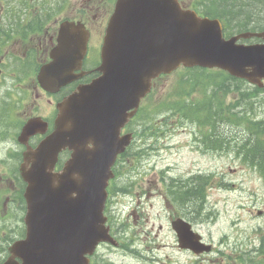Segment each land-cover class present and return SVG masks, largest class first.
<instances>
[{"label":"water","instance_id":"water-1","mask_svg":"<svg viewBox=\"0 0 264 264\" xmlns=\"http://www.w3.org/2000/svg\"><path fill=\"white\" fill-rule=\"evenodd\" d=\"M251 36L227 40L219 20L201 18L178 0H117L96 69L100 75L58 105L53 134L38 152L25 154L27 237L13 248L22 264H88L86 255L100 242L112 241L103 217L111 167L130 142L129 136L120 137L121 129L152 81L181 66H198L260 84L264 45L237 44ZM257 36L264 39V33ZM88 38L80 25L62 24L52 62L39 74L44 88L57 92L76 78L73 72L82 67ZM32 130L28 124L24 133ZM64 149L72 151L71 159L54 173ZM175 224L190 241L185 246H199L200 237L190 233L188 224Z\"/></svg>","mask_w":264,"mask_h":264},{"label":"rangeland","instance_id":"rangeland-1","mask_svg":"<svg viewBox=\"0 0 264 264\" xmlns=\"http://www.w3.org/2000/svg\"><path fill=\"white\" fill-rule=\"evenodd\" d=\"M52 1L50 0L51 5H58L57 0ZM20 2L22 3L23 0ZM11 3V7L17 8L18 11L24 9L17 0ZM40 10L32 13L36 14ZM4 23L7 24L8 20L5 19ZM180 78L184 77L173 75L159 80L152 96L144 101L148 120L158 117L164 134L156 138L154 132L151 131L148 138L144 136L146 140L142 144L148 154H143L141 162H138L136 159L138 156L130 153L131 156H127V166L123 168L125 171H130L139 166L134 172L138 176H133L136 187L126 199L120 198L121 204L118 206V212L124 215L120 222L131 229L133 235L130 239L135 241L134 247L140 252L138 251L137 255L124 254L119 248L115 250L102 245L97 252V258L102 264H173L176 262L190 264L189 256L180 255L175 251L176 241L169 233V214H174L175 211L180 215L195 216L197 219L201 217L204 223L196 224V229L208 238V243H214L218 249H225L227 256L234 258H236L234 254L246 256L249 251L256 254L260 244L264 243V175L259 173L250 162L244 163L243 157H236V144L243 146L247 140L243 138H248L249 132L234 125H227L233 121V115H230L225 122L221 118L222 114L216 115L215 105H211V114L214 118L210 124L218 125L214 131L216 136L209 130L208 111L200 108L202 104L208 108V93L212 92L211 88L206 85L208 81L202 86L200 93L196 86L186 87L181 84L183 91L187 92V89L190 95L183 109L177 111L180 108L173 105L158 116L152 112L160 98L165 99L182 91L178 84ZM199 79L204 80L202 74ZM13 85L14 82L7 78L1 90L4 93ZM231 94L235 93L230 92L229 95ZM200 95H203L202 101L198 99ZM225 96L228 103L230 98ZM6 101L8 106L9 102L7 99ZM194 103L204 113L193 110L190 113L189 107ZM256 107L257 101L247 106L243 104L242 110L247 109L249 115H254L255 121L264 123V103L257 107V111ZM252 108L255 112L251 110ZM24 110L26 109L23 107L18 108L19 113ZM242 110L236 112L241 114ZM223 125L226 128H222ZM17 131L18 129L6 127L0 119V170L3 167L4 170H15V165H7V163L12 162L11 158L17 155H9L12 149H17L14 136ZM7 140L14 145L11 146V150L7 144H4ZM195 140H197L200 151L196 148ZM206 141H208V153L200 148ZM212 141L216 142L219 151L209 148ZM227 145H230L229 152H225V148L229 147ZM229 153H234V157ZM128 174L118 180L119 185L125 186L132 181ZM191 175L200 177H193L194 180L190 184L193 178L188 177ZM208 176L216 179L206 190L208 194L206 201L190 200L188 195L200 181L206 180ZM194 184L196 186H193ZM18 185L15 178L6 179L2 184L6 192L0 195V264L7 257V251L5 253L4 250L8 242L15 240L18 235L20 237L23 231L24 204L20 199V194L14 195L13 193ZM161 189L166 191L163 196H161ZM133 211L138 216L137 221L132 215ZM259 211L262 213L259 214ZM207 214L208 225L205 221ZM138 225L144 226L150 238L146 237L144 231L137 228ZM160 226H163V232L159 229ZM137 236H141V241L147 242L140 246L139 241H136ZM140 247L144 251L141 257L138 256L141 253ZM158 257H161L163 261L157 262L155 259ZM153 260L155 263L152 262ZM245 261L246 264H264V251L257 257H249ZM225 262L235 264L234 260H228L218 253L208 255V264H224ZM98 263L99 260L96 264Z\"/></svg>","mask_w":264,"mask_h":264},{"label":"flooded vegetation","instance_id":"flooded-vegetation-1","mask_svg":"<svg viewBox=\"0 0 264 264\" xmlns=\"http://www.w3.org/2000/svg\"><path fill=\"white\" fill-rule=\"evenodd\" d=\"M17 1L22 6L20 0ZM23 1H30L32 4L28 8L23 6L24 13L20 14L17 8H10L11 0H0V119L6 127L14 129L31 118L45 122V133L30 137V144L36 146L52 132L57 114L56 105L65 96L64 91L60 92V97L54 96L51 91L42 88L38 80L40 69L51 61L60 24L74 21L89 29V62H93L91 55H95L96 59L116 0H57L58 5H52L54 8H50V3L43 0ZM43 6H48L54 13H32ZM43 17L47 20L45 24L41 23ZM5 19L8 20L7 24L4 23ZM94 76L95 73H89L66 89L73 90L79 84L90 82ZM7 78L14 85L3 93L1 87ZM19 107L26 110L19 113Z\"/></svg>","mask_w":264,"mask_h":264},{"label":"trees","instance_id":"trees-1","mask_svg":"<svg viewBox=\"0 0 264 264\" xmlns=\"http://www.w3.org/2000/svg\"><path fill=\"white\" fill-rule=\"evenodd\" d=\"M199 6H202L201 12L210 17H218L224 19L228 24L227 28L229 32H232L234 28H242L246 29L247 25L250 24L252 21H256L258 24L264 23V0H200L198 3ZM232 23H234L236 26H232ZM187 73V74H186ZM186 73H183L182 77H184L182 80L178 81L179 88L182 89L185 85L186 87L194 86L196 82H199V78L201 76L199 69H188L186 70ZM229 79V76L227 74L220 73L218 75H214V72L208 71V83H216L221 84L219 87L222 86L226 81ZM225 81V82H224ZM181 84L183 86H181ZM240 88H238L239 90ZM187 92H184L183 89L181 92L176 93L174 96L170 95L166 97L165 99H162L158 102L157 105L154 106L152 112L153 113H160L164 112L167 109H170L173 105H177L180 109H183L186 102H188L190 98V95ZM215 94H221V91H218ZM214 94V92L208 93V108L205 107L204 104L201 105L200 108H202L204 111L208 110V125L210 126V129L215 135V128L218 126L217 124H210V121L212 118H214L211 114V105L213 106L215 103H217V97ZM247 95H250L249 93H244V98L247 99ZM200 101L203 99V95H200L198 97ZM194 105V107H193ZM197 104H192L191 107H189V112L191 113L193 111H198L204 113L200 108L196 107ZM244 106H247L244 104ZM216 111H220V108L215 106ZM248 110L244 109L242 110L241 114L248 115ZM256 126L257 130H252V126ZM253 125L249 127V137L243 138V140L247 139L244 145H240L239 143L236 144L237 152L238 154H241L242 157L246 160H244L246 163L251 160L253 162H250L253 164L252 166H257V169L260 173L264 175V123L254 121ZM151 134V133H148ZM147 134V135H148ZM230 146V145H227ZM213 150H218V146H211L209 147ZM212 178H208V187L210 186ZM202 182V187L199 189L197 187L191 193L188 195L189 199L191 200H201L205 202V198L207 196V193H205V181ZM188 194V193H187ZM201 196V197H200ZM201 198V199H200ZM202 206V205H201ZM200 206V207H201ZM199 207V208H200Z\"/></svg>","mask_w":264,"mask_h":264}]
</instances>
